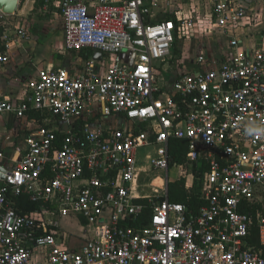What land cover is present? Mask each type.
<instances>
[{"label": "built area", "instance_id": "obj_1", "mask_svg": "<svg viewBox=\"0 0 264 264\" xmlns=\"http://www.w3.org/2000/svg\"><path fill=\"white\" fill-rule=\"evenodd\" d=\"M189 1L43 0L61 11L64 48L90 54L39 69L21 99L0 86V116L39 114L22 154L0 144V264H264V37L245 32L256 7L210 0L205 20ZM13 14L0 8V71L30 38ZM216 31L219 56L172 62L179 38ZM175 168L206 201L197 211L170 200ZM25 197L38 208L20 211Z\"/></svg>", "mask_w": 264, "mask_h": 264}, {"label": "crops", "instance_id": "obj_2", "mask_svg": "<svg viewBox=\"0 0 264 264\" xmlns=\"http://www.w3.org/2000/svg\"><path fill=\"white\" fill-rule=\"evenodd\" d=\"M36 1L37 0H24L23 3L19 5V7H17L14 14L9 17V20L12 22L14 27H25L30 33V38L24 41L20 47L14 46L11 51L8 63L6 64L4 69L0 71V86L2 90L4 91V93L15 99H21L26 95L27 84L31 79L35 78V76L37 75V71L43 68L41 67V65L43 64L44 60L42 59L44 57L41 56L37 58L35 56V50H37L39 47L34 41H31L33 40L31 29L32 27H36V24H43L44 22H46V25L48 27H63V29L58 32V34H61L55 36L51 44H47V50L50 52V58L49 60H46L47 68L68 67L70 69H75L77 68V66H80V64L72 65L70 63H66V58L64 57L65 53L74 51L66 50L64 48L65 23L60 9L55 6L51 7L50 9H45L42 5L40 6V12H38L36 10L38 7H35ZM191 2L192 0H190L189 4H187V7L190 9L193 8ZM261 7L256 8V12H254V14L247 21V28L245 29V32L247 31L249 33L247 40L251 45H254L255 43L258 44L260 40H263L264 37V6ZM257 9L260 10L258 11ZM43 15H45L48 20H44ZM39 27H41V25ZM38 37L39 36L36 32L35 38L37 40ZM225 46L226 43L222 47ZM222 47L218 46L216 48H209L206 46L200 49L199 53L201 52V50H204L205 52L207 51V55L219 56ZM75 53L78 57L80 56L83 58L82 53ZM191 60L186 64H184V62L178 64H180L182 68H192L193 65L191 66L190 64ZM37 117H39L38 113H36L35 111H30L27 118H23L22 120H20L18 126L15 121H13L12 116H0V144L5 145L6 153L8 155L18 156L19 154H22L24 152V128L37 126L38 123L36 121L39 122V119ZM173 181H175V179H173L172 182Z\"/></svg>", "mask_w": 264, "mask_h": 264}, {"label": "rangeland", "instance_id": "obj_3", "mask_svg": "<svg viewBox=\"0 0 264 264\" xmlns=\"http://www.w3.org/2000/svg\"><path fill=\"white\" fill-rule=\"evenodd\" d=\"M210 0H192L191 5H192V10L196 11V14L205 20H207L210 17ZM254 5L256 8H260L261 6H264V0H253ZM150 4V1H147ZM259 2V3H258ZM200 7V8H199ZM202 7V8H201ZM262 8V7H261ZM38 12H40L41 7H38L36 9ZM258 10V9H257ZM260 10V9H259ZM258 10V11H259ZM165 15H159L157 18H164ZM44 20H48L45 15H43ZM41 25V27H39ZM36 27H32L31 29V35L33 36L31 41H34L36 45H38V49L35 50V56L37 58L39 57H44L42 60L43 64L41 67L47 68L46 60H49L50 58V52L47 50L48 49V43L51 44L53 42V39L55 36L60 35L61 33L58 34V32L63 29V27H48L46 25V22L43 24H36ZM36 32L38 37V41L36 37ZM245 40V38H244ZM228 42V39L226 36L222 35L219 31H216L214 34H209V35H195L191 40H187L182 38H179L176 42L175 45V54L173 57L172 62L173 63H183L186 64L188 63L193 57H196L199 54V50L204 48V47H209V48H216V47H222L224 46L225 43ZM46 43V44H45ZM207 52V51H206ZM209 52V51H208ZM64 57L66 58V63H70L72 65H81L82 60L84 58L78 57L75 52H67L65 53ZM167 67V66H165ZM25 74V73H24ZM25 76V75H24ZM168 76V73L166 74ZM178 172V169L175 168L174 170L172 169L171 171V179L176 178ZM73 231L76 234L80 235H85V231L82 230L81 226L77 225L74 226ZM77 244H82L83 241H81V238H78L75 240ZM33 264H38V254L34 260Z\"/></svg>", "mask_w": 264, "mask_h": 264}, {"label": "trees", "instance_id": "obj_4", "mask_svg": "<svg viewBox=\"0 0 264 264\" xmlns=\"http://www.w3.org/2000/svg\"><path fill=\"white\" fill-rule=\"evenodd\" d=\"M43 5V0H37L35 7H40ZM1 33V29H0ZM90 53L85 52L82 53V56L84 59L88 57ZM172 147H171V154L174 157L173 161L178 163H184L186 161V156L188 152L187 142L184 139H173L171 141ZM203 170V169H201ZM202 177V173H196L195 170V182L196 184H199V178ZM186 178H181L178 180H175L170 183L169 185V198L173 202L182 203L188 208L197 211L201 206L206 204V201L204 199H201L199 197V193L197 191H190L186 188ZM18 209L22 212H27L30 210H35L38 208V205L35 203H31L27 201V197L21 198L19 200ZM253 243L258 242V235H257V229H254V234L251 239Z\"/></svg>", "mask_w": 264, "mask_h": 264}, {"label": "water", "instance_id": "obj_5", "mask_svg": "<svg viewBox=\"0 0 264 264\" xmlns=\"http://www.w3.org/2000/svg\"><path fill=\"white\" fill-rule=\"evenodd\" d=\"M18 1L17 0H0V8L3 9V11L8 13H14L17 9ZM121 56H124L123 54ZM94 58L101 60L102 59V53L95 52Z\"/></svg>", "mask_w": 264, "mask_h": 264}]
</instances>
